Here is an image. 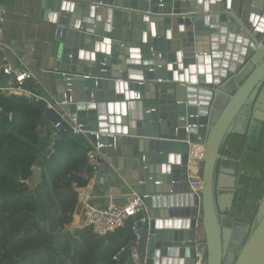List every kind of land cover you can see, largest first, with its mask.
Masks as SVG:
<instances>
[{"label": "water", "instance_id": "1", "mask_svg": "<svg viewBox=\"0 0 264 264\" xmlns=\"http://www.w3.org/2000/svg\"><path fill=\"white\" fill-rule=\"evenodd\" d=\"M232 1H47L56 41L50 91L86 136L63 125L46 154L56 140L73 138L102 155L136 159L143 181L136 188L147 207L137 223L144 264H264V189L252 223L229 244L216 199L224 144L242 133L236 120L245 111L247 123L264 120V0ZM236 74L242 78L229 92ZM46 116L58 120L50 109ZM197 142L204 146L199 195L186 182ZM98 162L93 182L107 192L114 177L101 156ZM41 181L34 166L26 183Z\"/></svg>", "mask_w": 264, "mask_h": 264}, {"label": "trees", "instance_id": "2", "mask_svg": "<svg viewBox=\"0 0 264 264\" xmlns=\"http://www.w3.org/2000/svg\"><path fill=\"white\" fill-rule=\"evenodd\" d=\"M46 110L43 100L0 90V264H117L112 256L134 237L131 220L106 236L72 225L76 189L91 179V147L62 138L47 155ZM34 166L42 181L30 187Z\"/></svg>", "mask_w": 264, "mask_h": 264}, {"label": "crops", "instance_id": "3", "mask_svg": "<svg viewBox=\"0 0 264 264\" xmlns=\"http://www.w3.org/2000/svg\"><path fill=\"white\" fill-rule=\"evenodd\" d=\"M47 1L0 0L5 16L3 24L4 42L9 46L4 50L0 49V60L5 57L6 60L3 62L33 71L40 83L36 98L28 95V92L33 89V81L31 80L26 81L24 90L9 91V93L23 95L30 101L46 100L52 102L54 98L50 91L48 70L52 68L54 63L56 41L54 38V25L50 17L52 11L49 4L47 5ZM232 3L233 6H237L238 0H233ZM237 77L236 74L235 81L226 86L227 91L232 92L235 84L240 82L242 76L238 79ZM225 99L224 96L220 95L218 106H222ZM48 123L50 126L52 125L49 118ZM234 126L242 133L231 134L227 138L222 150V158H220L217 165L215 177L216 199L222 229L224 230L223 234L226 236L228 244L235 231L244 234V231L246 232L255 217L256 207L253 208L252 206L249 208L250 216L246 220H239L232 213L237 201L241 198L247 199L239 195L242 194L243 190L240 186L242 178L251 179V187H260V190L256 189L255 193L259 196V199L264 189V178H262L264 176V157L262 159L258 157V154L262 156L264 154V120L250 118L247 123V111H245L236 120ZM261 139H263L262 142H260ZM87 144L92 147L90 143ZM102 159L108 163L114 180L109 182L108 191L105 192L95 185L94 178L89 179L86 185L92 186V203L98 205L113 204L112 198H126L131 195L132 191H137L139 174L136 169L135 158L116 154L114 156L103 155ZM256 165L259 169L258 172H261L260 176L254 170V168H257ZM85 175L86 172H83L81 176ZM261 191L262 193L259 195ZM78 214L81 215L80 210L75 215ZM133 220L131 219L129 225L132 224ZM132 243L133 239L123 247H129ZM136 247H138V243ZM139 253H141V250H139ZM129 258L128 251L121 252L119 263L129 264Z\"/></svg>", "mask_w": 264, "mask_h": 264}, {"label": "built area", "instance_id": "4", "mask_svg": "<svg viewBox=\"0 0 264 264\" xmlns=\"http://www.w3.org/2000/svg\"><path fill=\"white\" fill-rule=\"evenodd\" d=\"M4 21V10L0 5L1 50L9 47L4 42ZM5 60V57H2L0 60V79L3 78L0 80V90L6 94H9V91L13 90H24L26 81L31 80L33 81V89L28 92V95L36 98V96H38V85L40 83L38 82L35 73L29 69H22L17 65L3 62ZM2 82L3 84H1ZM45 103L47 109L54 111L58 116L57 122L52 123L51 125L53 137L58 133L63 125L65 126V130H70L75 135L86 136V132L82 129L81 125L76 123V118L72 117L67 111H64L54 98L52 102L45 100ZM193 126L197 127V125ZM188 127L190 126H186V130H188ZM203 153L204 146L200 142L192 144V149H190L188 153L186 164V182L188 191L195 195H199V192L202 189L201 166ZM100 156L102 157L103 155L100 153L99 146H92L87 151V158L91 166V179L94 178L96 172L98 171V157ZM142 182L143 181H138V183ZM155 183H159V181H156ZM130 196L131 200L122 206L115 204L98 205L91 202L92 186L85 185L76 189V202L80 207L83 225L89 226L94 234L106 236L108 233L123 226L127 221L134 219L130 225V229L134 235L133 243L129 247H121L119 252L114 254L112 258L120 264V253L128 251L132 264H144L136 247L140 239L137 223L138 221L143 220V213L147 211V207L142 195L138 191H132ZM195 227L197 235L201 237L203 232L199 225V221L196 222ZM200 251V253H197L199 261L203 258L204 247H202Z\"/></svg>", "mask_w": 264, "mask_h": 264}, {"label": "rangeland", "instance_id": "5", "mask_svg": "<svg viewBox=\"0 0 264 264\" xmlns=\"http://www.w3.org/2000/svg\"><path fill=\"white\" fill-rule=\"evenodd\" d=\"M262 141L263 139L260 140V142ZM258 157L259 159H262L264 157V154L263 156L261 154H258ZM255 167H257V165ZM254 170L257 172L259 171L258 167L254 168ZM258 175L260 176L261 172H258ZM262 178H264V176ZM250 184H251V179L244 178V177L242 178L240 186L242 187L243 190L241 189L242 194H239V195H242L244 198H247V199L241 198V200L237 201L236 205H234V209H232V213L234 214V216L242 221L243 219L244 220L248 219L247 217L250 216L249 208L251 206L253 208L256 207V209L258 207L259 196L255 193H256V189L260 190V187L253 188L250 186ZM72 225L73 226H83V220H82L81 215L79 214L75 215L74 222Z\"/></svg>", "mask_w": 264, "mask_h": 264}, {"label": "bare ground", "instance_id": "6", "mask_svg": "<svg viewBox=\"0 0 264 264\" xmlns=\"http://www.w3.org/2000/svg\"><path fill=\"white\" fill-rule=\"evenodd\" d=\"M12 92H18V91H15V90H14V91H12Z\"/></svg>", "mask_w": 264, "mask_h": 264}]
</instances>
